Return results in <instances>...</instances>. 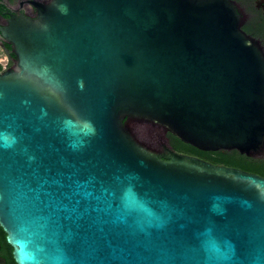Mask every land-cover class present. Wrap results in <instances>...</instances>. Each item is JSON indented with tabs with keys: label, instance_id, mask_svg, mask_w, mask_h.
Instances as JSON below:
<instances>
[{
	"label": "water",
	"instance_id": "1",
	"mask_svg": "<svg viewBox=\"0 0 264 264\" xmlns=\"http://www.w3.org/2000/svg\"><path fill=\"white\" fill-rule=\"evenodd\" d=\"M3 37L15 264H264V177L165 138L264 155V54L231 2L51 0Z\"/></svg>",
	"mask_w": 264,
	"mask_h": 264
},
{
	"label": "flooded vegetation",
	"instance_id": "2",
	"mask_svg": "<svg viewBox=\"0 0 264 264\" xmlns=\"http://www.w3.org/2000/svg\"><path fill=\"white\" fill-rule=\"evenodd\" d=\"M51 0H0V56L7 59L6 70L15 66V56L12 47L3 37V30L9 26V21L13 18L24 17L28 20H35L44 5ZM232 3L235 9L241 31L251 40L259 45L264 54V0H227ZM0 64V72L6 71ZM166 133L167 145L172 150V138ZM203 152V151H202ZM224 156L230 164L219 163V165H228L243 171L257 174L264 177V155L259 157H249L239 153L237 150L215 151ZM185 154V153H184ZM188 155V154H187ZM5 233L0 227V237ZM6 242V240H5ZM0 258L4 259L5 264H15L12 257V249L0 238Z\"/></svg>",
	"mask_w": 264,
	"mask_h": 264
},
{
	"label": "trees",
	"instance_id": "3",
	"mask_svg": "<svg viewBox=\"0 0 264 264\" xmlns=\"http://www.w3.org/2000/svg\"><path fill=\"white\" fill-rule=\"evenodd\" d=\"M170 138H172L173 148H175V150L179 153L195 156L216 165H219V163L230 164L226 161L224 156L218 152H202L188 144L179 141L172 135H170ZM0 238L6 244L4 234L1 235Z\"/></svg>",
	"mask_w": 264,
	"mask_h": 264
},
{
	"label": "built area",
	"instance_id": "4",
	"mask_svg": "<svg viewBox=\"0 0 264 264\" xmlns=\"http://www.w3.org/2000/svg\"><path fill=\"white\" fill-rule=\"evenodd\" d=\"M0 64L2 65V69L6 70L7 68V59L4 56H0Z\"/></svg>",
	"mask_w": 264,
	"mask_h": 264
}]
</instances>
